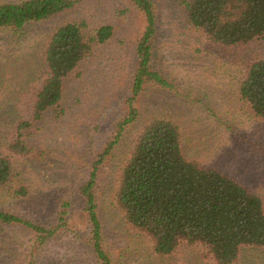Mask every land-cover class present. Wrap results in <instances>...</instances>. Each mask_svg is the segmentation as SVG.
<instances>
[{
    "label": "trees",
    "instance_id": "16d2710c",
    "mask_svg": "<svg viewBox=\"0 0 264 264\" xmlns=\"http://www.w3.org/2000/svg\"><path fill=\"white\" fill-rule=\"evenodd\" d=\"M129 2L141 13L144 29L136 42V64L124 113L116 119L112 135L94 152L90 163L83 166L86 176L80 185L69 192L71 195L61 198L53 227L5 210H0V225L21 226L34 235L40 249L71 228L77 219L74 204L80 202L85 223L83 236L78 238L87 244L95 264H125L129 252L118 254L108 242L101 221L98 182L125 133L141 123L130 152L117 164L110 191L115 211L126 227L139 236L144 253L138 252L136 256L156 264L176 256L182 249L199 248L213 264H238L244 249L264 250V197L218 168L201 165L192 158L182 117L154 113L142 119L140 100L152 90L172 93L175 86L158 68L155 58V3ZM182 2L189 24L227 52L243 48L259 51L239 77L236 90L240 103L254 117L264 119V0ZM77 3H0V32L23 37L29 26L68 12ZM114 29L109 24L91 29L83 20L59 24L44 43L42 66L35 63L36 72L29 77L26 74L28 79L16 89L11 90L7 84L15 97L0 102V190L13 185L17 197H30L32 189L22 179L21 161L40 160L45 155L34 149L32 140L39 131L37 127L48 113L53 112L57 118L65 115L67 80L93 59L100 47L113 40ZM2 79L6 75L0 82ZM83 170L78 172L79 177Z\"/></svg>",
    "mask_w": 264,
    "mask_h": 264
},
{
    "label": "rangeland",
    "instance_id": "374dc122",
    "mask_svg": "<svg viewBox=\"0 0 264 264\" xmlns=\"http://www.w3.org/2000/svg\"><path fill=\"white\" fill-rule=\"evenodd\" d=\"M77 1L72 10L29 26L23 37L0 32V78L6 75L0 82V102H4L6 97H15L7 84L16 89L36 72L35 63L42 66L44 43L59 24L83 20L91 29L106 24L115 28L113 40L67 80L65 115L57 118L48 113L39 123L32 142L45 155L40 160L21 161L22 179L32 189L30 197H17L13 185L0 190V210L48 228L56 223L61 198L80 185L86 176L83 166L110 138L116 119L124 113L136 64V42L144 29L141 13L129 0ZM152 1L158 21L157 66L175 87L172 93L152 90L146 94L140 100L142 119L154 113L182 117L192 158L218 168L264 197V119H257L240 103L236 90L239 77L259 51L227 52L189 24L182 0ZM140 125L125 133L98 182L99 211L108 242L118 254L124 250L133 253L126 254L125 264H149L136 256L144 253L139 236L126 227L110 198L117 164L130 152ZM74 205L77 219L71 223L72 229L40 249L34 235L21 226L0 225V264H95L87 244L78 238L84 233L83 208L80 202ZM209 263L214 262L204 250L193 248L156 264ZM238 264H264V250L244 249Z\"/></svg>",
    "mask_w": 264,
    "mask_h": 264
}]
</instances>
